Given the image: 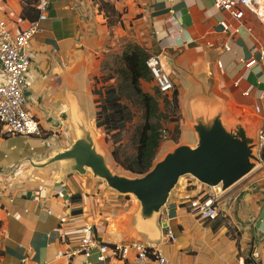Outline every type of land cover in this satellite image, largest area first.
<instances>
[{
  "label": "crops",
  "instance_id": "0c3cea01",
  "mask_svg": "<svg viewBox=\"0 0 264 264\" xmlns=\"http://www.w3.org/2000/svg\"><path fill=\"white\" fill-rule=\"evenodd\" d=\"M48 1V20L30 44L25 89L26 109L39 120L42 135H6L0 127V264H103L97 250L89 258L70 256L85 228L100 243L159 246L169 264H264L260 169L236 184L240 187L220 204L237 239L229 237L227 227L213 232L183 201L203 188L190 176L181 178L171 193L156 222L158 236L152 239L139 229L140 204L131 195L112 190L87 168L85 174L69 173L62 162L50 161L70 150L85 126L113 172L141 177L129 175L114 160L113 149L122 143L115 139L122 132L98 126L111 82L101 75L104 59L116 47L123 51L126 42L159 56L174 80L180 116L166 125L174 135L178 130L177 139L166 142L172 143L167 154L182 145L195 148L197 119L215 115L229 129L241 124L254 133L256 145L264 130V26L258 17L244 9L243 19L236 20L213 0H107L121 15L110 27L101 0ZM36 5L23 18L27 2L0 0V21L6 19L12 29L23 27L37 19ZM133 120L134 114L127 127ZM161 219L176 242L162 240ZM255 248L259 257L252 259ZM106 264L123 262L111 258Z\"/></svg>",
  "mask_w": 264,
  "mask_h": 264
},
{
  "label": "water",
  "instance_id": "95a60500",
  "mask_svg": "<svg viewBox=\"0 0 264 264\" xmlns=\"http://www.w3.org/2000/svg\"><path fill=\"white\" fill-rule=\"evenodd\" d=\"M5 81V77L0 76V85ZM195 132L198 137L195 148L177 147L141 177L131 178L113 172L97 150L94 135L85 126L80 128V138L72 148L50 161L62 162L69 173L85 174L87 168L112 190L134 195L140 203L139 229L153 239L158 236L156 222L161 210L181 178L190 176L202 185L221 187L227 192L257 168L256 136L241 124H233L229 129L221 115H215L207 120L197 119ZM159 222L162 230L168 228L165 220Z\"/></svg>",
  "mask_w": 264,
  "mask_h": 264
},
{
  "label": "built area",
  "instance_id": "2783aa9c",
  "mask_svg": "<svg viewBox=\"0 0 264 264\" xmlns=\"http://www.w3.org/2000/svg\"><path fill=\"white\" fill-rule=\"evenodd\" d=\"M214 5L228 12L236 20H242L244 9H249L255 14L264 26V0H213ZM37 19L30 21L25 26L12 29L6 19L0 21V76L6 81L0 85V127L6 135L41 136L39 120L26 109L25 89L27 77L31 67L30 44L40 31L41 23L48 20L49 1L39 0L36 5ZM223 25L228 28L225 22ZM264 57V49L262 50ZM256 60H251L247 67H251ZM147 66L155 80V84L162 96L171 95L175 90L174 80L161 63L159 56L152 55L147 60ZM256 111L261 114L262 109L257 106ZM162 140H168V131L161 134ZM256 157L258 169L264 171V130L257 134ZM200 195L191 197L186 195L183 201L189 205L192 213L200 220H214L221 214L220 206L226 192L221 187H208L200 184ZM91 228L83 230L84 237L77 250L72 255L82 253L85 257L91 256L92 250H97L99 262L106 264L109 259H117L123 264H169V260L159 246L151 247L143 242L134 241L129 244L100 243L96 238L89 237ZM162 240L176 242L173 232L164 229ZM62 255V254H60ZM259 257L255 248L251 258Z\"/></svg>",
  "mask_w": 264,
  "mask_h": 264
},
{
  "label": "trees",
  "instance_id": "16d2710c",
  "mask_svg": "<svg viewBox=\"0 0 264 264\" xmlns=\"http://www.w3.org/2000/svg\"><path fill=\"white\" fill-rule=\"evenodd\" d=\"M38 1L22 0V2H27L29 5L23 11V18L29 17L31 13L35 12L34 4L38 3ZM100 9L105 13L110 27L120 22L121 15L110 1L101 0ZM149 56L147 50L135 42H126L123 51L116 54L114 66L117 69L113 70L112 74L116 73L117 76L108 78V80L116 81V83L106 88V97L101 104L102 112L100 114V123H98V126H105V130L108 132L112 130L123 132L128 122L132 121L133 116V113L128 108L130 105L125 101L133 100V96H136L139 103L143 105L145 121L137 129L133 138L134 143L137 145L136 154L123 158L120 145L115 146L113 149V157L116 163L134 176H143L154 167L157 153L161 146V134L163 130L167 129L166 125L163 124V120L166 121L170 116H173L170 121L177 122L180 116L177 91L174 90L172 92L171 98L166 97L164 99L169 116L161 111L159 100L161 94L158 88L156 96L143 92V81L147 83L155 81L147 66ZM121 101L124 105L119 104ZM177 133L178 130L175 131L173 139H177ZM119 139L120 137H117L115 143L119 142ZM203 222L206 226L211 227L215 233L223 227H228L230 229L228 231L229 237L231 239L238 238V234L236 235L234 228L227 224V218L223 217L222 214L214 220H205Z\"/></svg>",
  "mask_w": 264,
  "mask_h": 264
},
{
  "label": "rangeland",
  "instance_id": "374dc122",
  "mask_svg": "<svg viewBox=\"0 0 264 264\" xmlns=\"http://www.w3.org/2000/svg\"><path fill=\"white\" fill-rule=\"evenodd\" d=\"M121 51L122 50L120 48L116 47L113 51L106 54L105 59H104V63L102 66V72H101L102 78L108 79L110 77L114 78L117 76L116 73L112 74V71L117 69V67L114 66V62L116 60V54L121 53ZM115 83H116V81L109 82L110 85H114ZM100 86H103L102 83L100 84ZM99 88H101V87H99ZM142 88H143V92L150 93L152 96H156L157 86L155 84V81H152L149 83L143 81L142 82ZM166 97L169 98L170 96H162L161 95L159 97V100L161 103V111L166 113L167 116H169V111H168V108L166 106V101L164 100ZM136 98H137L136 96H133V100H130V101L126 100L125 101L126 103H128L130 105V106L129 105L128 106L130 107V109L132 110V112L134 114V120L131 124L128 125V127L121 134H119L120 135L119 137L122 139V143L120 145V148H121V155L123 158H125V156H134L136 154L137 145L134 143L133 138H134V135H135L137 129L145 121L144 107H143V105H141L139 103V101ZM171 118H173V116H170L169 119L166 121L163 120V124L167 125V126L174 124V123H171V121H170ZM168 121H170V122H168ZM163 131H168V130L165 129ZM173 131L168 132V136H169L170 141L173 140V138H174V132ZM168 140H162L161 141V146H160V149L157 153L155 164L157 162L161 161L169 152L170 147H168V146H170V144H172V143L167 144L166 142ZM111 165L114 166L113 162L111 163ZM114 168L118 172L122 171L121 168H119V167L114 166ZM255 171H258V166L253 172H255ZM128 174L133 176V174H131L129 172H128ZM182 184H184L183 180H182ZM235 186L232 187V189L228 190L226 192V195L231 196L232 194H234L233 191H236L237 188L240 187L239 185H238L239 187L238 186L235 187ZM185 188H186V186H185ZM190 188H192V187H190ZM131 196L135 201H137L139 203V201L137 200V198L134 195H131ZM227 224L232 226L231 220L227 219ZM227 224H225V225H227ZM229 230L230 229H228V231Z\"/></svg>",
  "mask_w": 264,
  "mask_h": 264
}]
</instances>
